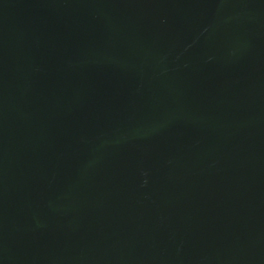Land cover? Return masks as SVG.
Here are the masks:
<instances>
[{
  "label": "water",
  "instance_id": "1",
  "mask_svg": "<svg viewBox=\"0 0 264 264\" xmlns=\"http://www.w3.org/2000/svg\"><path fill=\"white\" fill-rule=\"evenodd\" d=\"M0 264H264V0H0Z\"/></svg>",
  "mask_w": 264,
  "mask_h": 264
}]
</instances>
